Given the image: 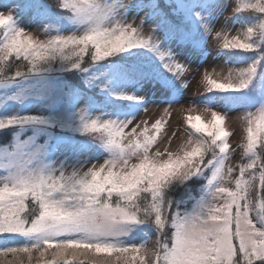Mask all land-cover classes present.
<instances>
[{
	"label": "snow or ice",
	"instance_id": "snow-or-ice-1",
	"mask_svg": "<svg viewBox=\"0 0 264 264\" xmlns=\"http://www.w3.org/2000/svg\"><path fill=\"white\" fill-rule=\"evenodd\" d=\"M221 57L226 76L208 71ZM201 69L210 119L174 129ZM261 82L264 0H4L0 264H264ZM142 89L172 93L158 117ZM250 91L254 109L210 107Z\"/></svg>",
	"mask_w": 264,
	"mask_h": 264
},
{
	"label": "rangeland",
	"instance_id": "rangeland-1",
	"mask_svg": "<svg viewBox=\"0 0 264 264\" xmlns=\"http://www.w3.org/2000/svg\"><path fill=\"white\" fill-rule=\"evenodd\" d=\"M4 0H0V3H3ZM13 2H18V0H13ZM233 2H247V0H233ZM253 2H255V0H253ZM230 14V13H229ZM21 22L25 25V26H29L30 21L28 19V17H22L21 18ZM239 29V25H237L235 28H226L225 32L226 34H228L229 38H231L232 36L237 35V30ZM217 30L219 29V26L217 28ZM41 38H44L41 36ZM213 45H215V41L212 42ZM231 55V54H229ZM226 57H221L216 61H210V63H214V64H210L208 65V71H212L213 68H215V70L217 72L223 73V75H227V71L228 68L232 67V65H225L223 60ZM192 67H196L197 66V62H192L191 64ZM236 67H239V65H237ZM202 74H203V69H201L198 72H195V75H193V73H188L185 76V80L187 81V87L185 89H180V103L179 105H174V108H181L183 107L184 109H189L191 108V112L189 113L188 111H185L183 113V115H181L180 113L177 112H173L172 117L170 118V121L172 123V127L175 129L176 127L183 125V126H187L186 121H184L183 117L187 116L189 114L193 115V116H202L205 120H209L210 119V113L209 114H205L203 109H204V104L206 103V97L204 95H206L207 93H205L203 91V86L201 84V79H202ZM166 75L168 76L169 74L166 73ZM177 83V88H179V82ZM129 91V89L127 88H122L119 87L117 91ZM141 91L147 93L145 96V99L151 104L149 106L150 108V112H149V116H156L158 117L160 112H159V108L156 109L155 112L151 111L154 107L159 106L160 108H162L163 106H161L163 103L159 102H152V100L149 97L152 96H161L160 93L156 92V93H151L148 92L147 89H142ZM169 94V93H168ZM219 93H214V94H210L212 96L214 95H218ZM167 96V95H166ZM219 97V96H218ZM245 95H239V98H244ZM256 97V94H253L252 97L248 98L246 101L249 102H253L254 98ZM149 98V99H147ZM231 100H228L227 104L224 101H221L220 103H213L212 105H210V107L213 108H223V109H231V108H235L234 106H232V102H230ZM113 102L117 105V106H122L123 105V101H116L115 99L113 100ZM242 104V103H241ZM114 106V107H117ZM239 108H243L242 106H238ZM254 109V108H253ZM141 113L139 112L136 116H139ZM237 115V113H232L233 119H230L228 121H226V125L228 126L229 130H232L233 128L237 129L235 134L230 137V143L232 144V146L234 148H236V158L232 161L233 164L235 165H239L241 162V158H240V149L237 146V141H239L242 137H241V132L242 129L239 128L238 122L235 121L234 117ZM148 118V117H145ZM0 140H2V133H0ZM0 146H2V144H0ZM102 162V161H101Z\"/></svg>",
	"mask_w": 264,
	"mask_h": 264
},
{
	"label": "trees",
	"instance_id": "trees-1",
	"mask_svg": "<svg viewBox=\"0 0 264 264\" xmlns=\"http://www.w3.org/2000/svg\"><path fill=\"white\" fill-rule=\"evenodd\" d=\"M49 2H54V0H49ZM117 59H118V58H117ZM99 69H100V70H102V69H106V67L100 66ZM91 70H92V71H95V72L97 73L96 68L91 69Z\"/></svg>",
	"mask_w": 264,
	"mask_h": 264
}]
</instances>
